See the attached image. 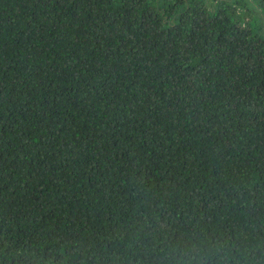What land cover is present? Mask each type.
I'll use <instances>...</instances> for the list:
<instances>
[{
  "label": "trees",
  "instance_id": "trees-1",
  "mask_svg": "<svg viewBox=\"0 0 264 264\" xmlns=\"http://www.w3.org/2000/svg\"><path fill=\"white\" fill-rule=\"evenodd\" d=\"M0 264H264V0H0Z\"/></svg>",
  "mask_w": 264,
  "mask_h": 264
}]
</instances>
